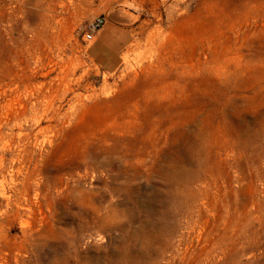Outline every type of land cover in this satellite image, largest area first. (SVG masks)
I'll use <instances>...</instances> for the list:
<instances>
[{"label":"rangeland","instance_id":"obj_1","mask_svg":"<svg viewBox=\"0 0 264 264\" xmlns=\"http://www.w3.org/2000/svg\"><path fill=\"white\" fill-rule=\"evenodd\" d=\"M63 256L264 264V0H0V264Z\"/></svg>","mask_w":264,"mask_h":264},{"label":"crops","instance_id":"obj_2","mask_svg":"<svg viewBox=\"0 0 264 264\" xmlns=\"http://www.w3.org/2000/svg\"><path fill=\"white\" fill-rule=\"evenodd\" d=\"M103 30H104V36H105V43L106 41H108V43L104 44L105 45L104 47L107 49L110 48L111 50L109 49L108 51L109 52L111 51L110 52L111 54L113 53L114 55H117L120 51V48L122 49V45L124 43L121 33L119 31L114 30L112 27H109V28L105 27ZM109 42L113 43L114 45L113 46L110 45ZM110 58L112 57L110 56ZM110 62H111V59H110Z\"/></svg>","mask_w":264,"mask_h":264},{"label":"built area","instance_id":"obj_3","mask_svg":"<svg viewBox=\"0 0 264 264\" xmlns=\"http://www.w3.org/2000/svg\"><path fill=\"white\" fill-rule=\"evenodd\" d=\"M106 25V19L104 17H98L91 22L85 29L83 39L87 43H91L95 40L96 34Z\"/></svg>","mask_w":264,"mask_h":264},{"label":"bare ground","instance_id":"obj_4","mask_svg":"<svg viewBox=\"0 0 264 264\" xmlns=\"http://www.w3.org/2000/svg\"><path fill=\"white\" fill-rule=\"evenodd\" d=\"M86 216V215H85ZM84 216V217H85ZM96 217V216H95ZM106 219V218H105ZM95 220H97V217L95 218ZM101 220V219H100ZM103 220V219H102ZM108 220H110V219H108ZM81 221V220H80ZM113 221V220H112ZM97 222V221H96ZM100 222V221H99ZM98 222V223H99ZM104 222V221H103ZM114 222V221H113ZM103 224V223H102ZM111 225V224H110ZM104 226V225H103ZM101 227V226H100ZM105 227H106V225H105ZM104 227V228H105ZM108 228V227H107ZM102 229V228H101ZM112 229V228H111ZM108 231V230H107ZM58 249V248H57ZM57 251V250H56ZM65 252H67V251H65ZM56 254H58V253H56ZM59 254H60V252H59ZM49 256V255H48ZM55 256V255H54ZM79 256V255H78ZM66 257V256H65ZM62 258H64V256L63 257H60L59 259H55V262H57L56 264H59V262L61 261V260H63ZM45 260V259H44ZM47 260V259H46ZM82 260V259H81ZM64 261L65 260H63V263H61V264H64ZM45 263V262H44ZM43 264V263H42ZM55 264V263H54Z\"/></svg>","mask_w":264,"mask_h":264}]
</instances>
